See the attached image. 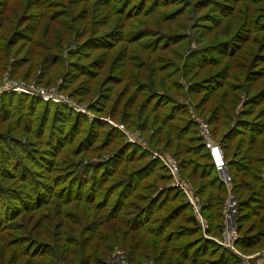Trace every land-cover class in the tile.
<instances>
[{
	"label": "trees",
	"instance_id": "obj_1",
	"mask_svg": "<svg viewBox=\"0 0 264 264\" xmlns=\"http://www.w3.org/2000/svg\"><path fill=\"white\" fill-rule=\"evenodd\" d=\"M9 1L0 0V6L3 8ZM260 1L264 0L218 1L221 15L218 20L228 18L226 27L217 28L214 34L218 37L205 47H201V39H195L200 50L186 54L193 63V70L190 74L188 67L185 75L188 79L199 77L190 86L188 84L186 94L183 93V85L173 82L176 70L175 63L171 61L172 54L174 60L181 56L170 49L171 57H154L162 63L152 68L148 77L142 72L136 73L144 80H126V76L119 80L114 74L109 75L107 80L111 83L123 84L116 97L110 101L111 87L104 88L109 84L106 82L88 107L97 114H106L115 112L120 104L125 108L123 114L132 117L130 110L140 98L135 108L136 118L141 119L139 128L146 132L151 121L155 136L149 140L150 144L170 152L178 163L180 174H185L191 181L194 193L204 202L202 212L209 224L208 235L219 236L223 225V204L229 191L234 196L235 220L240 234L235 247L243 253L264 248V82L257 85L264 79V65L260 63L264 61V54L263 51H251L246 44L253 33L264 31V13H259L257 7L253 12L248 10L250 3ZM72 2H76L75 6L80 4L79 0ZM193 2L189 5L195 11L205 2L213 5L215 0ZM231 2H239L240 6L236 7ZM41 4L42 0H32V5L27 1L24 9L29 12ZM107 6L113 7L111 3ZM115 8L119 15L127 18L144 13L143 0H119ZM213 12L216 13L215 9ZM3 13L4 10L0 9V51L9 57V47L14 46L13 40L21 38L19 35L22 34L14 29L19 19L6 18ZM202 20L206 23H200V27L214 29L216 20L210 21V15ZM13 32L15 37L10 38ZM231 32L234 33L227 37ZM145 34L137 27H118L101 35L93 33L85 39L84 46L105 51L119 42H143ZM180 36L179 32L158 29L156 43L153 39L151 45L148 41L143 46L149 51L165 50L184 38ZM228 44L231 46L225 49ZM186 45L179 43L177 47L185 52ZM43 48L49 47L44 45ZM137 56L127 58L136 60ZM140 62L138 68L145 63ZM97 66L98 63L94 62L89 66L90 71L83 72L94 78L98 73L92 68ZM231 69L234 73L230 72ZM81 89L82 97L90 92L89 87ZM159 89L163 93H159ZM178 92H182L181 98L184 97L187 103L181 100ZM125 96L126 102L120 103ZM239 103L241 105L237 109ZM34 105L45 108L37 128L42 132L49 125L48 138L41 141L44 147L38 149L31 147L29 141L24 143L7 135L10 139L4 151L9 152L10 162L14 160L13 175L18 176L19 183L29 186L30 190L21 192L14 186L6 188L0 183V201L5 203L0 206V264H51V259L60 253L66 262L105 264L103 256L114 244L124 250L128 264H144L148 259L156 264H240L231 251L203 237L189 205L184 202L182 191L168 186L171 175L164 164L158 158H151L144 149L124 143L119 129L109 128L106 133L105 123L90 120L62 104L13 91L0 93V113L17 110L21 126L22 108L29 112ZM189 109L208 123L213 137L219 141L230 176L229 191L217 175ZM0 141L3 142L1 135ZM71 144H74V156L89 157L84 165L68 163L60 166L66 161L63 150ZM59 153L63 157L60 162L55 159ZM108 154L112 155L101 157ZM92 155L98 158L91 161ZM20 156L38 157L36 162L39 170L42 169L38 175L44 176L39 178L40 181L37 182L34 176L37 173L29 169L19 159ZM29 174L33 177L29 178ZM53 200L85 205L82 209L80 205H74L82 216L69 212L63 214L59 208L53 207L42 210L53 204ZM38 210H41L38 213L42 218L41 224L50 223V214L63 215L66 220L60 222V228L57 223L44 227L42 231L43 236H47L46 241L33 237L37 229L31 222ZM19 244L17 254L15 250Z\"/></svg>",
	"mask_w": 264,
	"mask_h": 264
},
{
	"label": "rangeland",
	"instance_id": "obj_2",
	"mask_svg": "<svg viewBox=\"0 0 264 264\" xmlns=\"http://www.w3.org/2000/svg\"><path fill=\"white\" fill-rule=\"evenodd\" d=\"M27 1H29V3L32 5V0H10L4 4L3 8L0 6V9L4 10L3 15H5L6 18L15 19V21L16 19H19L17 24L14 26V29L15 32L18 31L17 33L22 34L19 35L21 38H15L13 40L15 45L9 47V49H11V54L9 57L3 56L0 51V86L5 88L14 85H25L31 86L35 89L42 88L46 91L45 94H52L54 97H56L55 94L60 95L67 101L72 102L73 105L66 106L54 99L47 100L37 96H31L62 104L66 108L85 115L90 120H96L103 124L105 123L107 126V128L105 127L106 133L107 129L109 128L119 129V132L123 135L122 139L124 143H132L133 145L144 149L150 153L151 158H153V152L168 159L174 158L170 152L163 149L161 150L155 147L153 144H150L149 140L153 135L155 136V130L151 124V121L149 122L150 124L147 125L148 130L146 132L143 133V131L139 128L141 119L140 117L136 118L135 108L137 104L140 103V98L136 99L133 104V109L130 110L133 114L132 117H128L123 114L125 108L123 106H119L120 104L117 106L115 112H109L110 115L109 113L97 114L88 107L90 103L96 99L103 84L106 82L109 84L104 88L108 89L111 87L109 91L110 101L116 97L119 88L123 84L116 85V83H111V81L107 80L109 75L114 74V77L119 78V80L125 76L126 80H130L132 78L144 80L142 75L139 78L136 76V73L142 72V74L148 77L149 71L152 72V68L161 65L162 63L154 57L158 55L167 58L171 57V55L168 53L170 49L175 50L179 56H181L179 60H174V54L169 51L172 54L171 61L175 63L176 70L173 82L183 85L184 91H182L184 94H186L185 91L187 90L188 84L190 86L194 80L199 78L196 77V79H194L191 76L188 79L185 75L188 67L190 74L193 70V63L188 59V57H186V54L193 51L198 52L200 50V46L195 43V39H201L203 41L201 47H205L218 37L214 34L217 28L226 27L228 18L218 20L221 18V15H219L220 11L217 6L219 0H215L214 4L212 3L213 5H209L207 2H205L204 6L200 7V9L196 8L197 10L195 11H192L191 6L189 5V3L195 0H143L144 9L142 10L144 13L131 18H127L124 15L121 16L115 11V7L118 6L119 0H79V6H75L76 2H72V0H42L43 4H41L40 7L37 5L38 9L30 10L29 12L26 11L27 9H24V5ZM220 1L225 2L226 0ZM109 3H111L113 7L109 8L107 6ZM231 3L236 5V7L240 6L239 2ZM50 4L52 6H48ZM242 5L246 6V4ZM249 6L250 8L248 10L251 12H253L255 7H257V11H260L259 13H264V1L256 2L254 4L250 3ZM213 9H215L216 13L218 14L214 13ZM187 11L190 13L188 14ZM20 15L23 17L20 18ZM208 15H210V21L216 20L213 24V30H208L207 28H202L199 26L201 25L200 23H206L204 20H202V18H207ZM118 27L125 29L137 27L147 34H145L146 36L142 38V40H144L143 42H119L115 45V47L105 51L95 48L88 49L84 46L85 39H87L93 33H100L101 35ZM241 28L245 29L246 26H241ZM158 29L163 32H179L181 35L180 37L184 38L180 39L179 42L172 44L165 50H159L157 52L150 50V52L147 50L148 48L146 49L143 45H146L148 41L151 45L153 39H155L154 42L156 43L159 37L155 38V33L158 31ZM15 32L9 35L10 38L15 37ZM232 33L234 32H231L226 36L229 37ZM219 37H223V35H219ZM253 38L255 40L250 41ZM179 43L187 44L185 47V52L177 47ZM246 44L250 46L249 49H251V51H263L264 54V31L253 33L246 41ZM44 45H48L49 48H43ZM230 46L231 44H228L224 46V48L228 49ZM135 54L138 55L136 60L127 58L128 56ZM140 61L145 62L143 63L144 66L142 68H138V65L141 63ZM32 62L35 63L34 66H32ZM94 62L98 63V66L93 67L92 69L98 74L93 78L92 75L84 73L83 70L90 71L91 69L89 66L93 65ZM260 63L261 66L264 65V61ZM230 72L234 73V70L231 69ZM131 74H133V76ZM201 75H203V73ZM257 82L258 81L256 80L255 84ZM263 82L264 79H262V81H260L257 85H261ZM81 87L85 90H87L89 87L90 92L85 93L86 95H83L82 97ZM13 92L22 93L21 91L14 90ZM158 92L163 93V91L160 89ZM177 94L180 98L182 97V92H178ZM242 98L243 95H241V99ZM126 99L127 96L122 98L120 103H125ZM183 99L184 97L181 98V100L186 102V100ZM240 105L241 104L239 103L236 108L239 109ZM74 107L78 108L75 110ZM43 109H45L44 106L34 105L29 112H26L25 108L23 107L21 110L24 113L22 120L23 126L18 124L19 112L17 110L15 111L12 109L10 112L0 113V135L3 138V142L0 141V183L6 188L14 186L21 192H27L30 190L29 186L19 183L20 180L18 176L13 175V165L15 163L14 160L11 162L8 160L10 159V157H7L9 152H5L4 148L8 144L7 141L10 139L7 135L15 137L17 140H22L24 143L29 141L31 143V147H37L38 149L44 147V144L41 141L48 138L49 125H47L45 130L42 132H39L37 128V123L42 118ZM189 111H191V109H189ZM128 139H134V142H130ZM137 140L139 141L138 144L135 143ZM73 145L74 144H71V146H67L63 150L64 155L66 156V161L60 166L64 167L68 163H79L80 165H84L88 161L87 158L89 157H76L73 155ZM116 146L117 145H114V147ZM101 152V154L104 153V151ZM112 154L103 155L101 157H108ZM62 158L63 157L61 153L55 156V159H57L58 162H60ZM97 158L98 157L92 155L90 160L93 161ZM19 159L23 161L29 169L37 173L34 175L37 178V182L40 181L39 178L44 177L42 175H38L42 172V169L39 170L40 167L36 162L38 157H34L32 159L30 157L20 156ZM58 172L59 170L53 175H56ZM178 173L181 179L187 183L188 191L190 188V190L194 192L193 185L191 184L189 178L185 174L181 175L180 172ZM32 177L33 176L29 174V178ZM44 181L45 180H42L43 183ZM183 195L184 202L188 204L185 194ZM199 200L200 205L203 206L204 202L201 200V198H199ZM53 201L54 205L48 204V206L42 210L53 207V209L59 208L63 214L69 212L72 215L74 213H78L79 217L82 216L79 208H75L74 205H80V209L84 208L85 205L80 203L75 204V202L63 204L58 200ZM0 204V206H4L5 203L0 201ZM56 204L62 205L59 207L57 205L56 207ZM59 209L56 212H59ZM40 211L41 210H38L34 213V220L31 222V224H34V229L41 231L34 232L33 237L40 241H46L47 236H43L44 227L49 226L52 223H57V227L60 228V222L62 221L63 223L66 220L63 219V215L52 216V214H50V223L41 224L42 218L38 217V213ZM19 246L20 244L17 245L18 248L16 247L17 251L15 250L17 254L19 252ZM122 250L123 249L119 247V245L114 244L111 250L106 253L105 256H103L105 264H108V261L115 257H125L123 252L124 250ZM261 250L257 249V251ZM60 254L57 255V258L51 259V264H78V262L74 263L69 260L66 262ZM152 263L156 264V262L152 261V259H148L144 264Z\"/></svg>",
	"mask_w": 264,
	"mask_h": 264
},
{
	"label": "built area",
	"instance_id": "obj_3",
	"mask_svg": "<svg viewBox=\"0 0 264 264\" xmlns=\"http://www.w3.org/2000/svg\"><path fill=\"white\" fill-rule=\"evenodd\" d=\"M21 91L22 93L37 96L44 99H54L66 106H72L73 103L67 101L64 97L55 94L54 97L52 94H45L44 89H35L31 86L25 85H14L11 87L0 86V92H9V91ZM78 107H74L76 110ZM192 120L197 124L198 127V136L204 147L208 150L211 159L214 163L216 172L221 181L225 184L227 190L231 188L230 176L227 168V162L224 158L223 150L219 144V141L216 140L209 128L208 123L197 116L194 112L189 111ZM130 142H134V139H128ZM138 140L137 143L138 144ZM153 158H158L166 167L168 172L171 175V180L169 182V187L180 189L183 194L186 196V200L189 204V207L193 213L196 224L199 227L205 238L212 239L220 246L231 251L240 261V264H258L264 263V248L261 251H257L251 254L243 253L235 247V241L240 237V234L237 231L235 214H236V201L234 196L228 193L227 198L223 204V225L220 230L219 236H210L207 234L208 221L203 215L202 205H200L199 196L192 192L187 183L181 179L179 175L178 163L174 158H165L160 154L153 152ZM127 261L125 257H115L108 261V264H126ZM155 264V263H152Z\"/></svg>",
	"mask_w": 264,
	"mask_h": 264
}]
</instances>
